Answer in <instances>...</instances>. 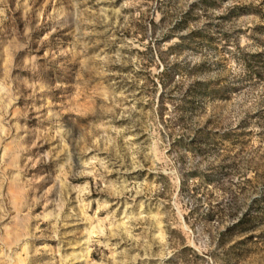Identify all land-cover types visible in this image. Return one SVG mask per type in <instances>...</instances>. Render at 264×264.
I'll return each mask as SVG.
<instances>
[{"label": "rangeland", "instance_id": "obj_1", "mask_svg": "<svg viewBox=\"0 0 264 264\" xmlns=\"http://www.w3.org/2000/svg\"><path fill=\"white\" fill-rule=\"evenodd\" d=\"M0 264H264V0H0Z\"/></svg>", "mask_w": 264, "mask_h": 264}]
</instances>
